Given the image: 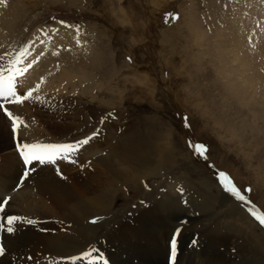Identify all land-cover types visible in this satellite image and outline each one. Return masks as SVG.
<instances>
[{"label":"rangeland","instance_id":"obj_1","mask_svg":"<svg viewBox=\"0 0 264 264\" xmlns=\"http://www.w3.org/2000/svg\"><path fill=\"white\" fill-rule=\"evenodd\" d=\"M240 1L0 0V20L13 5L17 6L18 16L0 45V66H7L10 59L25 50L19 66L28 70L17 78V95L32 91L29 86L22 88L20 79L25 77L26 83L33 86L38 84V75L43 81L55 82V86L63 83L61 90L32 91L23 103L8 102L15 98L0 96L1 141L4 145L13 143L9 151L0 149V197L14 196L18 201L27 197V204L45 199L50 203V188L57 186V179L63 177L65 185H72L73 189L77 187V181H73L76 173L82 174V180L88 179V174L82 172L84 161L78 165L80 156L93 149V159L120 158L128 149L124 142L131 139L144 146H163L165 154L173 157L159 174L144 179L139 188L129 191L119 184L120 196L116 195L114 204H110V216L100 223L91 221L66 228L60 240L49 243L55 253L80 251L87 246L95 252L123 222L146 212L153 204L175 200L183 192L197 200L192 203V212L179 209L173 222L158 217L151 220L156 227L165 226L167 230L169 225L178 226L171 233V240L175 238L176 242L175 264L185 254V263L191 264L195 253L204 263H197L195 258L193 262L206 264V254L218 247L213 236L223 239L227 247L221 248L220 257L231 259L229 264H264V225L249 211L264 214L262 96H257L255 103H260L255 109L230 101L220 85L225 79L220 74V56L216 53L220 17ZM67 32L73 40L62 37ZM90 47L95 58L93 67L82 62L71 64L72 51L85 54ZM48 52L64 55L63 63L58 64L55 58L47 60ZM38 61L43 63L36 71ZM3 106L12 113L11 117L3 113ZM16 117L19 119L14 131ZM85 139L89 140L87 144L78 143ZM16 140L29 144L64 142L74 145L76 153L69 162L60 158L58 170L50 166L27 171L30 163L26 165L20 155L9 153H17ZM200 145L204 148L199 149ZM56 162L58 157L54 165ZM86 162L95 163L90 159ZM92 165L90 170H94ZM120 165L130 167L123 162ZM220 172L226 173L241 190L244 201L223 188ZM44 177L52 180H41ZM36 184L42 188L40 192L47 189L44 198ZM8 204L0 210L5 212L0 214L5 216L0 221L8 217ZM12 206L19 211L15 203ZM164 210L163 214L170 215ZM52 219L55 220L42 219L41 223ZM18 220L8 224L6 219L0 224V248L2 236L8 232L12 237L25 234L18 228H26L27 224ZM181 230L186 233L183 241L179 236ZM92 260L95 264H119L103 262L100 257Z\"/></svg>","mask_w":264,"mask_h":264},{"label":"bare ground","instance_id":"obj_2","mask_svg":"<svg viewBox=\"0 0 264 264\" xmlns=\"http://www.w3.org/2000/svg\"><path fill=\"white\" fill-rule=\"evenodd\" d=\"M16 7V5H13L6 13L4 20H0V45L3 43L4 37L8 34L7 32L11 30L13 22L16 20ZM219 29L220 33H218L220 35V40H218V42L216 41L217 44H219V47L216 46L218 47L216 53L220 56V74L223 76V79H225V81L220 84L225 96L236 104L243 105L248 109H255L257 105H259L258 102L260 103V100L256 103L255 100H257L258 95H261V102L264 105V0H241L239 3L237 2L235 7H232L229 12L220 17ZM69 32L63 34L62 37L73 40L72 34ZM54 43L57 44L58 41ZM5 46L6 45H4V47ZM91 49L90 47L86 50L85 54H78L79 51L77 50L72 51L70 53L72 60L71 64L82 62L87 67H93L95 58L94 52L91 51ZM48 53H50V57H45L47 60L55 58L54 60L58 64L63 63L64 55H53L51 52ZM43 56H46V53ZM33 57H36V55H33ZM40 60L44 61V59ZM40 63L41 61H38L36 64V71ZM20 80L22 81L23 89L29 86L34 93L40 92L39 90H59L63 84L61 82L59 85L55 86V82L52 84L43 81L39 75L37 79L38 84L36 86L26 83L27 77ZM14 101L15 99H12L8 102ZM124 143L127 144L128 149L120 158L115 157L111 159L109 156L108 158L97 157L93 159L95 154L93 149L87 155L80 156V158L78 157V165L82 164V161H84L82 165H86L85 168L83 167L84 170H81H83L82 172L85 174H88V179L82 180V174L76 173L73 177V181H77V187L75 189L71 187L72 185H65L66 182L62 181L63 177L60 181L57 179V186L55 188H50L49 197L52 199L50 203L45 199L41 202L38 201L39 203L31 204L28 202L27 204V195L25 196L26 198L21 196L24 198L23 201H18L13 196L11 198L12 201L9 202L6 207V216H15L21 223L27 225L26 228H23V226L21 229L18 228V230L25 231V234L22 236L12 237L8 234L9 232L2 236L3 254H1L0 264H95L92 260V258L95 257L102 258L103 262L119 261V264H166L171 244V233L178 226L169 225L170 229L167 230L165 226L161 228L156 227L155 225L157 224H154V221L151 222V220L158 217L173 222L175 214L179 209L192 212L194 210L192 203L197 202V200L183 192L180 193L175 200L174 198L171 199L170 202L165 201L160 203L158 201V204L148 205L149 207L146 212L144 211V213L135 215L128 221L123 222L113 235L109 236L105 244H101L100 246L99 243L100 247L95 252L90 251L91 246H87L80 251L75 250L66 254H57L49 246L50 242L60 240L63 237L66 228L70 229L82 224L86 225L91 221L100 223L106 220L112 213V206L109 208L110 204L113 203L112 201L115 199L116 195L120 196L117 193L121 192L119 190V184H121L122 187H126V190L133 191L140 187L144 179L152 174H159V171L164 169L173 160V157L165 154L166 149L163 146L156 144L153 146H144L143 143L141 145L140 141L135 139L128 140ZM12 148V141L4 145L0 137V149H2V151H9ZM11 152L17 154L15 151H10L9 153ZM152 156L154 158H151ZM87 159L95 162L91 163L93 164L92 169L94 170H90L91 167L89 165L91 164L86 162ZM116 159H120V161ZM121 162L130 167L121 168ZM117 163H119V167ZM94 166H99V168H95ZM130 169L131 171H129ZM70 171L71 169L68 172ZM45 178L46 180H52L49 179V177H44L41 180ZM200 183L201 182H199V184ZM69 187H71V189H69ZM36 188L39 193H42V197L44 198L43 193L48 192L47 189L45 188V190L43 189L44 191L40 192L42 188H39L37 184ZM218 193L220 194L221 192L218 191ZM229 198L225 197L227 200L231 199ZM35 200L37 199L35 198ZM12 202L19 208V211L16 210L17 208L15 209L13 207L14 205L12 206ZM11 208L14 209L12 212L9 211ZM163 210L167 213L170 212V215L166 213L163 214ZM1 213L5 214L4 211H0V214ZM237 214L239 213L237 212ZM0 216L5 217L3 215ZM50 218H54L55 220H49L46 224L41 223L42 219ZM29 221H31V223H29ZM183 225L184 224L181 226ZM183 228L186 227L183 226ZM179 236L182 241L185 239L186 233H184V230H181ZM213 240L217 243L219 248L215 246L216 248L214 247L212 251L210 250L209 254H206V256L209 257L206 258V264H229L228 262H230L231 259L220 257L221 248L226 246L223 239L213 236ZM85 255L87 256L85 257ZM185 255L178 259L177 264H186L185 262L188 259L186 260ZM22 256L24 258H22ZM73 256L78 257V259L75 261L68 259ZM194 258L197 263L203 262L201 256L195 253L192 256L191 264H194ZM243 259L242 257V260ZM86 260H88V263ZM196 262L195 264H197ZM96 264L102 263L96 262Z\"/></svg>","mask_w":264,"mask_h":264},{"label":"snow or ice","instance_id":"obj_3","mask_svg":"<svg viewBox=\"0 0 264 264\" xmlns=\"http://www.w3.org/2000/svg\"><path fill=\"white\" fill-rule=\"evenodd\" d=\"M61 23H64L61 21ZM25 55V50H22L19 55L13 59L8 61L7 66H0V96L8 99L9 97L15 98L17 103H23L25 100L29 99L32 96V91H29L26 95H17L16 90V82L17 77L23 75L28 69L27 67L21 68L19 65L23 62L22 58ZM30 67V65H29ZM5 111H7L5 109ZM8 116H12L11 112H7ZM19 118L16 117L13 121V130H16V120ZM89 142L88 139L78 142L80 145L87 144ZM20 155L22 156L24 162L26 164L31 163L33 160L39 161L40 163H55L57 157L67 158V153L74 148L72 144H47V145H39V144H29V143H21L20 144ZM204 146L200 145L199 149H203ZM25 176L28 173L24 174ZM220 182L223 188L231 193L235 198L240 201L245 200V196L242 194L241 190L232 182L229 176L224 173H219ZM250 191V189L248 190ZM9 198L0 197V210H2L3 205H7L10 201ZM251 215L255 217V219L261 224L264 225V214L258 213L249 209ZM18 218L15 216H9L7 218L8 223L11 224L16 221ZM31 223V221H29ZM12 228H9L8 231H12ZM176 242L173 241V252L175 251ZM0 254H3V249L0 248ZM68 259L75 261L78 257H69Z\"/></svg>","mask_w":264,"mask_h":264}]
</instances>
